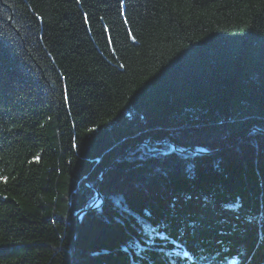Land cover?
<instances>
[{
	"label": "trees",
	"instance_id": "trees-1",
	"mask_svg": "<svg viewBox=\"0 0 264 264\" xmlns=\"http://www.w3.org/2000/svg\"><path fill=\"white\" fill-rule=\"evenodd\" d=\"M0 264H264V0H0Z\"/></svg>",
	"mask_w": 264,
	"mask_h": 264
},
{
	"label": "water",
	"instance_id": "water-1",
	"mask_svg": "<svg viewBox=\"0 0 264 264\" xmlns=\"http://www.w3.org/2000/svg\"><path fill=\"white\" fill-rule=\"evenodd\" d=\"M180 150L181 148L178 147ZM184 151V150H182ZM195 153H202V151H194ZM102 203H103V198H102V193L100 192V190L98 189L97 190V196H96V200H95V205L92 207H85V208H82L81 210H79L78 212H76V217L79 219L80 218V215L88 210H91V209H97L99 207L102 206Z\"/></svg>",
	"mask_w": 264,
	"mask_h": 264
},
{
	"label": "rangeland",
	"instance_id": "rangeland-1",
	"mask_svg": "<svg viewBox=\"0 0 264 264\" xmlns=\"http://www.w3.org/2000/svg\"><path fill=\"white\" fill-rule=\"evenodd\" d=\"M181 150H184V151H193L192 148H181Z\"/></svg>",
	"mask_w": 264,
	"mask_h": 264
},
{
	"label": "bare ground",
	"instance_id": "bare-ground-1",
	"mask_svg": "<svg viewBox=\"0 0 264 264\" xmlns=\"http://www.w3.org/2000/svg\"><path fill=\"white\" fill-rule=\"evenodd\" d=\"M102 198H103V202H104V196L102 195Z\"/></svg>",
	"mask_w": 264,
	"mask_h": 264
}]
</instances>
